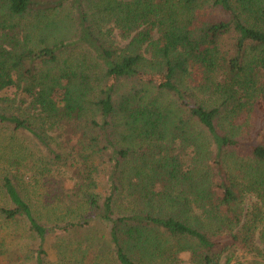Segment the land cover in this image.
<instances>
[{
  "label": "trees",
  "instance_id": "trees-1",
  "mask_svg": "<svg viewBox=\"0 0 264 264\" xmlns=\"http://www.w3.org/2000/svg\"><path fill=\"white\" fill-rule=\"evenodd\" d=\"M62 1L0 0V124L29 132L53 163L63 155L49 130L82 139L67 164L72 186L50 176L49 187L32 188L36 203L68 219L56 211L52 224L42 222L28 184L8 170L0 176V215L28 223L37 264L51 234L87 225L107 230L118 264H219L235 244L264 264V135L256 143L264 130V0H106L123 23L124 48L102 40L84 0L72 1L75 38L57 34L53 9ZM74 48L75 62L62 68V53ZM8 160L24 166L19 155ZM98 160L110 170L104 197ZM123 191L124 207L116 202ZM225 239L231 245L222 247Z\"/></svg>",
  "mask_w": 264,
  "mask_h": 264
},
{
  "label": "rangeland",
  "instance_id": "rangeland-1",
  "mask_svg": "<svg viewBox=\"0 0 264 264\" xmlns=\"http://www.w3.org/2000/svg\"><path fill=\"white\" fill-rule=\"evenodd\" d=\"M72 1L75 0H63L62 6L54 8L56 20L60 24V28L57 29V34L63 35L68 39H74L78 33L77 20L75 15V9L72 6ZM84 4L87 7V11L90 13L89 20L92 27L106 42L107 45H111L114 48H124L128 39H124L122 36L123 23L117 20V16L113 11H109L104 8L106 0H84ZM32 19V17H30ZM125 30H127L126 24ZM157 35V34H156ZM225 42L231 44L234 42V36L232 34L226 35ZM228 46L227 48H229ZM81 49H78L80 51ZM75 62V48L62 53L59 65L62 68ZM132 84L121 85V90H126ZM153 90V88H152ZM156 93V90H154ZM195 95L210 103L216 101V96L211 92H201L195 90ZM160 98L164 101L176 105L175 100L169 96L162 94ZM199 99V98H198ZM173 101V103L171 102ZM239 122L243 123L241 119ZM257 123V121H256ZM51 135V142L60 153L63 155V160L53 163L44 148L36 141V139L26 131L18 130L13 131L11 128L0 124V176L7 170L11 173H16L20 176V180H24L28 184L29 191L26 195L33 197V208L37 216L40 217L44 223L52 224L51 221L56 219L55 212L58 217H65L66 212L62 210L45 209L37 201V192L33 191L35 183L38 186L46 184L50 180V176H54L57 183L59 179L65 182L67 187L72 186L73 177L70 171V167L67 164L73 163V157L77 155V148L80 147L81 138L74 136L71 141L67 134L63 131L49 130ZM258 135L254 132V136ZM264 135V130L261 135L256 136V143H259L260 136ZM19 155L21 157L24 166H20L17 171L12 166L8 165V159L12 156ZM21 155V156H20ZM6 157V158H5ZM5 158V160H4ZM242 156L238 155L236 161H241ZM230 165H234L229 162ZM96 165H99V171L94 175L97 181L96 191L102 196H106L110 193V177H109V164L103 163L101 160L96 161ZM10 167V168H8ZM235 167V165L233 166ZM23 188L26 190L25 184L22 181ZM49 187V183H47ZM51 187L56 185L50 184ZM25 193V191H24ZM126 192L123 191L122 195L116 196V202L120 205L128 204L130 198L125 196ZM246 200L254 201L251 197H247ZM3 202L0 199V205ZM248 204V203H246ZM246 210V209H245ZM74 219V218H72ZM224 239V238H223ZM258 241H261L262 237L260 233L257 235ZM225 244L222 247L231 245V242L225 239ZM38 239L36 235L30 230L28 223L25 220L6 221L0 215V264H37L36 262V250L38 248ZM187 258L186 254L182 255ZM44 264H118L114 258L112 247L109 243L108 232L102 226L87 225L86 227L75 232H68L62 234H51L49 236L47 245L45 246V253L43 255ZM229 262H227V260ZM261 260L260 257L256 258L251 255H246L236 244L230 246L223 251L219 264H256L255 261Z\"/></svg>",
  "mask_w": 264,
  "mask_h": 264
}]
</instances>
